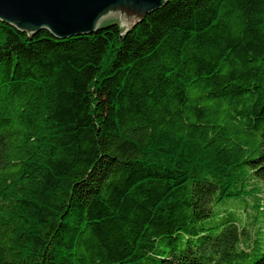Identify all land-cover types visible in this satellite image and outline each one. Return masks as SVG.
<instances>
[{
	"label": "trees",
	"instance_id": "obj_1",
	"mask_svg": "<svg viewBox=\"0 0 264 264\" xmlns=\"http://www.w3.org/2000/svg\"><path fill=\"white\" fill-rule=\"evenodd\" d=\"M0 264H264V0L0 21Z\"/></svg>",
	"mask_w": 264,
	"mask_h": 264
},
{
	"label": "water",
	"instance_id": "obj_2",
	"mask_svg": "<svg viewBox=\"0 0 264 264\" xmlns=\"http://www.w3.org/2000/svg\"><path fill=\"white\" fill-rule=\"evenodd\" d=\"M168 0H0V21L33 35L48 30L69 38L97 32L108 21H117L124 33Z\"/></svg>",
	"mask_w": 264,
	"mask_h": 264
},
{
	"label": "rangeland",
	"instance_id": "obj_3",
	"mask_svg": "<svg viewBox=\"0 0 264 264\" xmlns=\"http://www.w3.org/2000/svg\"><path fill=\"white\" fill-rule=\"evenodd\" d=\"M216 210H220V211L238 210L239 212H244L246 209L244 208V204L242 203V201L236 199V200H230V201H226L222 204H219L218 206H216ZM244 214L246 215L245 212H244ZM245 215L243 217H245ZM248 218H249V216H247L243 219V225H245V226L249 225Z\"/></svg>",
	"mask_w": 264,
	"mask_h": 264
}]
</instances>
